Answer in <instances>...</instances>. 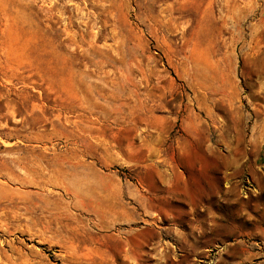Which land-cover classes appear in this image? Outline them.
I'll return each mask as SVG.
<instances>
[{"label":"rangeland","instance_id":"rangeland-1","mask_svg":"<svg viewBox=\"0 0 264 264\" xmlns=\"http://www.w3.org/2000/svg\"><path fill=\"white\" fill-rule=\"evenodd\" d=\"M0 264H264V0H0Z\"/></svg>","mask_w":264,"mask_h":264},{"label":"crops","instance_id":"crops-1","mask_svg":"<svg viewBox=\"0 0 264 264\" xmlns=\"http://www.w3.org/2000/svg\"><path fill=\"white\" fill-rule=\"evenodd\" d=\"M97 175H98V177L103 178V176H102L101 173H97ZM102 185H103L102 189H104V184H102ZM100 208H101V210H103L104 209V206H101ZM99 219H101V220H104V219L108 220V217H107V215L105 213H103V211H101L100 216H99Z\"/></svg>","mask_w":264,"mask_h":264}]
</instances>
